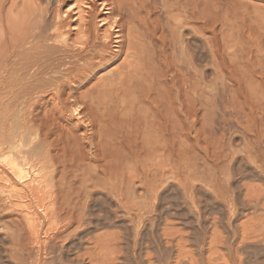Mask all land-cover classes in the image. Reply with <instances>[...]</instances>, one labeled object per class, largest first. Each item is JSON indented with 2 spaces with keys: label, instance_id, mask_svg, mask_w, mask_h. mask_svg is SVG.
<instances>
[{
  "label": "bare ground",
  "instance_id": "bare-ground-1",
  "mask_svg": "<svg viewBox=\"0 0 264 264\" xmlns=\"http://www.w3.org/2000/svg\"><path fill=\"white\" fill-rule=\"evenodd\" d=\"M147 1L54 0L44 11L39 0H0V201L20 217L36 255L79 221L91 183L121 196L130 174L152 185L159 163L167 178L173 133L188 130L185 118L202 117L201 74L184 72L164 33L147 29ZM241 3H248V18H238L247 33L241 52L235 48L238 66L235 56L225 58L228 70L242 68L244 77L264 49V0ZM19 97L48 107L36 119L23 109L18 115ZM13 234L19 247L20 234ZM98 244L106 248L107 241Z\"/></svg>",
  "mask_w": 264,
  "mask_h": 264
},
{
  "label": "rangeland",
  "instance_id": "rangeland-1",
  "mask_svg": "<svg viewBox=\"0 0 264 264\" xmlns=\"http://www.w3.org/2000/svg\"><path fill=\"white\" fill-rule=\"evenodd\" d=\"M39 1L45 2L44 11L54 2ZM229 1H147V29L164 33L184 72L201 74L204 88L202 117L185 118L188 130L172 135L167 178L159 163L152 185L130 174L121 196L106 185L91 183L82 198L79 221L66 230L64 240L49 239L43 255L42 249L36 255L20 217L6 210L1 200L0 264H264V49L254 53L259 68L254 64L250 73L244 70V77L242 68L240 73L234 69L241 78L234 67L228 70L225 57L235 56L238 66L240 55L235 54L241 52V36L246 40L243 26L248 18L242 8L247 0L243 5V0ZM231 90L238 92L236 97ZM16 99L15 112L33 119L48 107L37 97L30 102L19 97L22 104ZM38 133L33 137L36 145L42 136ZM14 230H22L19 247ZM100 240L107 241L106 248L100 247Z\"/></svg>",
  "mask_w": 264,
  "mask_h": 264
}]
</instances>
